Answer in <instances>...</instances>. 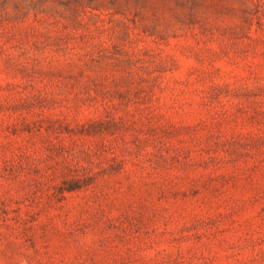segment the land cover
Listing matches in <instances>:
<instances>
[{
	"label": "rangeland",
	"instance_id": "obj_1",
	"mask_svg": "<svg viewBox=\"0 0 264 264\" xmlns=\"http://www.w3.org/2000/svg\"><path fill=\"white\" fill-rule=\"evenodd\" d=\"M0 264H264V0H0Z\"/></svg>",
	"mask_w": 264,
	"mask_h": 264
},
{
	"label": "trees",
	"instance_id": "obj_2",
	"mask_svg": "<svg viewBox=\"0 0 264 264\" xmlns=\"http://www.w3.org/2000/svg\"><path fill=\"white\" fill-rule=\"evenodd\" d=\"M89 134V133H88ZM69 191L74 190V188L71 187V189H68Z\"/></svg>",
	"mask_w": 264,
	"mask_h": 264
}]
</instances>
